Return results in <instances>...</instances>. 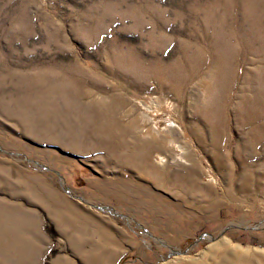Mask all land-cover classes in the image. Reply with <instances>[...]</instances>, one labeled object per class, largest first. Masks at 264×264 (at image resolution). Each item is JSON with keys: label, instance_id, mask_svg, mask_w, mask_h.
I'll return each mask as SVG.
<instances>
[{"label": "rangeland", "instance_id": "obj_1", "mask_svg": "<svg viewBox=\"0 0 264 264\" xmlns=\"http://www.w3.org/2000/svg\"><path fill=\"white\" fill-rule=\"evenodd\" d=\"M0 264H264V0H0Z\"/></svg>", "mask_w": 264, "mask_h": 264}]
</instances>
